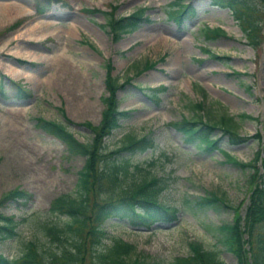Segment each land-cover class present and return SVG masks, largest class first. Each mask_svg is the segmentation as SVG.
Segmentation results:
<instances>
[{"label": "rangeland", "instance_id": "obj_1", "mask_svg": "<svg viewBox=\"0 0 264 264\" xmlns=\"http://www.w3.org/2000/svg\"><path fill=\"white\" fill-rule=\"evenodd\" d=\"M174 1L0 0V214L20 223L18 235L0 243L4 256L20 258L29 240H38L42 251L61 248L40 227L56 218L49 210L53 199L75 193L85 159L70 156L60 139L38 128L37 118L64 122L75 137L89 141L93 133L87 124L98 125L106 107V64L111 60L120 82L133 77L117 93L120 108L133 113L121 120L106 143L116 148L128 133L154 138L153 148L124 155L142 168L134 167L136 178L150 172L162 179L158 200L178 208V216L151 228L127 217H110L103 225L101 249L120 237L133 243L146 260L169 263L190 256V243L196 241L218 251L225 264H241L218 244V227L240 216L245 229L255 190L264 180V40L259 39L256 49L247 44L232 11L211 0H181L193 6L195 15L179 24ZM262 1L257 18L264 32ZM112 6H118L116 17L148 7L151 20L116 41L110 28L102 26ZM87 8L102 12L84 11ZM206 26H220L227 35L207 40L202 32ZM147 63L148 69L139 74ZM8 77L29 95L19 94L20 88ZM162 84L167 90H149ZM199 102L204 111L192 107ZM243 113L251 117L240 118ZM224 114L234 116V128L245 141L234 144L216 129L219 149L207 150L171 124L184 117L214 120ZM221 150L230 152L233 161L256 165L259 158V166L242 169L226 161ZM17 192L23 196L12 198ZM211 192L226 194L232 207L202 206L199 201ZM248 238L243 234L247 250ZM247 256L252 263L249 252ZM91 263L88 257L81 264Z\"/></svg>", "mask_w": 264, "mask_h": 264}, {"label": "trees", "instance_id": "obj_2", "mask_svg": "<svg viewBox=\"0 0 264 264\" xmlns=\"http://www.w3.org/2000/svg\"><path fill=\"white\" fill-rule=\"evenodd\" d=\"M51 0H48L50 2ZM214 4L229 7L233 11L246 37V43L254 49L260 45L259 39L264 40L258 6L262 0H212ZM179 6L184 4L181 0L174 2ZM186 6V7H185ZM182 6L190 10L191 6ZM258 8V9H257ZM116 6H112V12L108 14L111 31L114 40L119 41L123 35L137 30L144 21L146 9L141 8L135 13L120 18H115ZM182 10V8H181ZM42 11V10H40ZM94 12L96 10H89ZM192 15H194L193 10ZM179 16H185L187 11H179ZM204 34L207 39L216 40L226 31L222 28L206 27ZM262 36V38H261ZM210 52V50L205 49ZM211 53V52H210ZM218 58L217 55L212 54ZM106 91L108 96L104 98L106 105L98 125L87 124L93 133L89 141H81L74 136L64 123L48 120L44 117L37 118V126L46 133L60 139L67 147L70 156H82L84 165L79 171V177L74 194H62L52 200L50 213L56 218L42 223L40 229L53 243H59L61 248L57 252L50 250L42 251L38 240H29L24 244L23 255L18 259H9L0 252V264H81L90 257L91 264H225L220 260L219 252L207 250L196 241L190 243L192 254L187 257H178L169 263L151 262L136 252V246L120 237H115L112 243L105 248L104 223L110 217L129 218L138 225L150 227L155 221H174L177 219L178 209L166 205L158 200L164 185L162 179L150 174H144L136 178L133 170H142L138 165H132L128 157L124 155L136 154L147 151L155 145L151 136L139 137L136 134H126L116 148L110 149L106 139L121 126V120L129 118L131 111L120 108L118 91L130 81L128 76L124 82H120L118 76L113 75L114 67L107 64ZM155 92L167 90L166 86L152 89ZM29 95L20 89V93ZM192 107L198 111H204V103H194ZM63 115L68 123L70 119ZM199 120L184 117L180 122H172L178 130L183 132L189 141H199L207 150L219 149V139L215 138L217 128L229 135L232 143L245 141L239 136L234 127L238 126L234 116L224 114L218 118L204 120L205 116L199 115ZM242 119L250 118L251 115L243 113ZM226 161L233 163L242 169L254 171L259 166L249 162L233 161L232 154L221 150ZM254 161V160H253ZM252 163V162H251ZM132 168V169H131ZM23 193L17 192L12 198L18 199ZM31 197V196H27ZM199 203L208 207H226L228 204L226 194L216 192L201 198ZM66 219L62 220L61 217ZM238 218V219H237ZM233 222L223 223L218 227V244L224 250L237 256L241 264H264V180L255 190L251 206L248 209L245 225L242 230L241 217L237 216ZM19 221L15 217H6L0 214V243L12 239L19 233ZM249 236L245 247L243 234ZM247 252L250 253L252 263L248 260ZM48 255V256H47Z\"/></svg>", "mask_w": 264, "mask_h": 264}]
</instances>
